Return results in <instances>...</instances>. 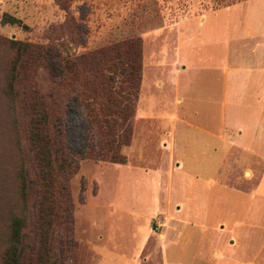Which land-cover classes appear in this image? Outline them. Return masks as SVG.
Returning a JSON list of instances; mask_svg holds the SVG:
<instances>
[{"label": "rangeland", "instance_id": "374dc122", "mask_svg": "<svg viewBox=\"0 0 264 264\" xmlns=\"http://www.w3.org/2000/svg\"><path fill=\"white\" fill-rule=\"evenodd\" d=\"M5 15L16 20L5 22ZM217 27L226 29L223 44L227 45L229 54L234 50L239 54L241 50L253 47L254 42L259 43L254 39L256 34L264 30V0H0V60L6 57L3 48L6 40L56 45L65 56L74 58L127 37H138L139 87L143 78L145 95L142 93V96L150 99L148 111L153 116L143 114L137 119L136 99L130 139L127 145L120 146L119 152L125 157L124 163L128 160L134 167L133 171H138V167L165 169L166 163L160 161V155L165 150L162 145L166 144L164 136L169 134L170 118L161 110L167 105L171 110L172 103L165 98L166 92L159 90L164 88V76L163 68L157 66L175 63L180 59L178 54L190 57L192 52L194 55L208 52L206 47L201 48L200 41L207 40L209 44L216 38ZM177 28H192L194 35L176 36ZM181 39L187 45L193 44L183 46ZM179 46L182 48L178 51ZM198 75L199 71L190 75L193 76L191 91L195 88L194 83H199ZM32 78L47 94L69 95L72 79L68 77L57 85L58 78H53L42 68L33 72ZM138 95L139 88L137 98ZM173 96L174 103L182 107L176 99L178 95ZM196 104L190 103L191 107ZM61 109L64 139L71 148H77L83 141L82 111L73 102ZM7 113V103L0 92V244L4 238L6 211L14 201ZM178 116L183 119L182 108ZM189 120L196 122V117L191 116ZM176 136L183 139L179 133ZM179 154L180 150H176L175 158ZM175 164L172 160V166ZM121 169L117 163L83 159L68 180L72 237L77 245L73 264H124L125 260L116 258L115 254L131 256L138 232L136 226L129 228L132 220L154 231V238L144 250L149 253L153 250L154 240L161 239L157 233L167 228L168 220L174 215L178 202L169 196L166 179L154 180L155 185L151 186L150 179L136 177V174L131 177ZM222 173L220 183L241 192H247L253 181L246 165L239 163H224ZM211 185L214 184L211 182ZM150 193L155 197L159 194L163 210H154L146 216L149 211L146 197H150ZM129 204H136L135 210L140 209L130 218L119 212V206L128 208ZM151 260L149 258L150 263Z\"/></svg>", "mask_w": 264, "mask_h": 264}, {"label": "crops", "instance_id": "0c3cea01", "mask_svg": "<svg viewBox=\"0 0 264 264\" xmlns=\"http://www.w3.org/2000/svg\"><path fill=\"white\" fill-rule=\"evenodd\" d=\"M220 28H216V38L209 44L200 41L201 48L206 47L208 52H192L190 57L178 54L180 59L175 63L157 66L163 68L164 76V88L159 90L165 91V98L172 103L171 110L168 105L161 110L170 118L169 134L162 145L165 150L160 155L167 171L159 167L133 171L128 160L117 163L124 173L150 179L151 186L154 180L166 179L169 196L178 202L167 228L157 233L161 239L155 237L149 253L144 250L154 238V231L131 219L129 228H138L132 254H115L125 260L124 264H264V30L254 38L259 43L254 42L253 47L239 54L236 50L229 54L223 44L226 29ZM192 35V28H177L176 36ZM180 44L187 45L182 39ZM198 71L199 83H194L191 91L190 75ZM144 85L142 78L137 119L143 114L153 116L148 111L150 99L142 96ZM173 95H178L182 107L174 103ZM192 101L197 106L191 107ZM181 108L183 119L178 116ZM191 116L196 122L189 120ZM176 150L180 154L175 158ZM172 160L176 162L173 166ZM228 162L246 165L253 178L247 192L220 183L223 164ZM211 182L214 185L210 186ZM146 202V216L163 210L159 194L147 196ZM134 206H119V212L130 218L140 212ZM149 258L153 259L151 263Z\"/></svg>", "mask_w": 264, "mask_h": 264}, {"label": "trees", "instance_id": "16d2710c", "mask_svg": "<svg viewBox=\"0 0 264 264\" xmlns=\"http://www.w3.org/2000/svg\"><path fill=\"white\" fill-rule=\"evenodd\" d=\"M3 46L0 92L8 108L14 201L6 211L0 264H73L68 180L83 159L124 163L119 148L130 139L140 40L127 37L74 58L51 44L6 40ZM42 68L58 78L57 85L72 79L69 95L47 94L32 78ZM71 102L83 118L77 148L66 143L62 127L61 107Z\"/></svg>", "mask_w": 264, "mask_h": 264}]
</instances>
